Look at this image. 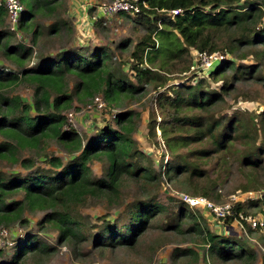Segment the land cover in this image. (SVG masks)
<instances>
[{"label":"trees","instance_id":"trees-1","mask_svg":"<svg viewBox=\"0 0 264 264\" xmlns=\"http://www.w3.org/2000/svg\"><path fill=\"white\" fill-rule=\"evenodd\" d=\"M59 1L20 0L24 10L17 33H30L36 42L40 35L36 17L52 16ZM137 4L140 12L133 17L137 22L145 21L148 32L139 39L132 53L134 63L131 68L138 83L164 87L171 80L170 76L190 70L195 51L226 56L206 74L214 82L223 81L219 91L210 89L205 77L197 79L194 74L193 85L167 87V91H172L171 95H159L157 108L162 118L157 122L153 113L147 130L154 137L157 131L160 132L170 158H166L164 170L158 172L154 171L148 156L135 147L133 135L135 123L140 118L138 112L118 113L114 118L116 129L100 128L87 140L67 122L65 113L73 107L74 98L83 101L100 94L107 104L118 106L122 100L138 93L133 83H123L115 77L105 50L96 49L88 55L61 51L57 58L27 66L25 63L32 60V49L11 43L13 35L17 34L4 29L7 12L0 5V54L19 68V72L0 69V137L3 138L0 161L18 163L20 150L37 149L50 139L57 141L71 157V163L64 166L59 158L44 156L53 169L51 174L37 172L33 176L17 178L0 176L1 226L13 222L28 224L23 213L41 211L45 214L38 224L41 228L57 231L61 243L82 244L89 240V233L72 212L87 197L106 198L109 203H115L126 182L151 186L154 190L172 184L182 191L179 193L224 205L232 201L230 196L223 199L220 188L217 189L218 181L236 173V192L260 191L262 197L234 202V215L221 222L228 224L238 220L253 232L247 220L263 214L264 113L247 115L233 110L231 115L223 116L221 110L226 104L225 96L234 89L236 82H253L257 78L259 67L236 65L234 60L247 59L246 55L238 56L237 53L250 49L256 59H264V0H138ZM172 10L181 13L171 17L169 12ZM60 25L70 32L65 22L56 21L49 26V34L59 33ZM154 59H159V68L154 67ZM144 64L149 68L143 67ZM70 77L75 80L72 88L68 84ZM20 84L31 90L32 104L7 93L8 89ZM94 161L104 166L101 178L92 177ZM21 165L27 170L34 167L30 160L21 161ZM18 193L23 195L21 200L7 201ZM176 198L180 203L176 214H170V210L151 193L137 199L132 203L125 223L106 220L98 227L97 233L91 235L94 247L132 250L151 231L163 236L187 233L197 236L196 245L204 246L216 264L257 262L256 253L249 246L235 235L211 233L202 226L201 217L190 212L192 208L180 201L178 193ZM53 250L28 234L15 247L6 264H20L27 256L48 258ZM176 253L199 256L192 249ZM2 254L0 249V257ZM261 264H264V257Z\"/></svg>","mask_w":264,"mask_h":264},{"label":"rangeland","instance_id":"rangeland-1","mask_svg":"<svg viewBox=\"0 0 264 264\" xmlns=\"http://www.w3.org/2000/svg\"><path fill=\"white\" fill-rule=\"evenodd\" d=\"M112 0H60L56 12L49 17H36V24L39 26L40 35L36 42H33L30 33L25 34L15 31L18 35H13L12 44H22L32 49V60L27 61L25 65L31 66L43 59L57 58V53L61 51H77L88 55L96 49H104L110 57V67L112 73L118 80L123 83H133L138 88L136 93L130 99H124L118 106L107 104L103 101L102 95H94V98H100L103 101V107L99 108L95 99H85L79 101L74 98L73 107L66 111V119L68 124L85 140L93 137L96 132L103 127L110 126L116 129L115 116L126 110H133L140 114L139 120L135 123L136 131L133 135L135 147L145 153L151 160L154 171H163L167 156L163 139L160 132H156V136L148 134L147 125L151 120L152 114H156V121L162 118L161 112L157 108V99L159 95L169 94L167 87H181L184 84L193 85L195 81L192 79L195 74L197 79L205 77L210 85V89L220 90L223 81L214 82L207 78L205 73L196 69L190 70L183 74L170 76L171 80L164 87H157L153 84H140L134 78L132 70V53L135 51V45L139 39L147 35L145 21L137 22L135 17L121 14L114 18L106 20V25L102 22L91 21V17L96 14L99 5L109 3ZM85 5V7H83ZM87 15L90 18V25L83 27L84 20L80 21V16ZM23 21V18L21 17ZM58 21L65 22L68 25H60V31L56 34H49V26ZM152 21V19H151ZM264 26V19H263ZM162 26V25H161ZM160 26V27H161ZM159 27V28H160ZM4 29L9 30L10 24L6 18ZM67 30V31H66ZM156 37V36H154ZM192 53V52H191ZM252 49L243 50L237 53L238 56L244 54L247 59L234 60L236 65L259 67L258 75L253 82H236L234 89L225 96L224 109L221 110L223 116H229L233 112H241L247 115H256V113H264V59H256V55L252 54ZM194 54V53H193ZM163 55H166L164 53ZM193 56V55H192ZM227 58L235 59L228 56ZM154 67L159 68V59H154ZM143 67L149 68L146 64ZM6 68L15 72H19L18 66L11 60L5 59L0 54V69ZM232 73H230L231 76ZM75 83L74 78L68 80L69 86L72 88ZM232 79L229 78V84ZM10 95L20 96L25 103L32 104V92L23 85H17L13 89L7 91ZM233 106V107H232ZM232 107L231 109H229ZM216 112H220L216 110ZM3 140L0 137V141ZM261 141V139L259 140ZM39 155L41 157L39 158ZM44 156H54L59 158L63 165L71 163V157L67 155L62 146L55 140L44 141L37 149L20 150L17 153L18 163L8 161H0V176L9 177H26L33 176L37 172H49L53 169L46 162ZM30 160L33 168L27 170L21 165V161ZM161 166V167H160ZM103 164L94 161L91 164L93 178H101L104 174ZM51 172V173H50ZM14 174V176L12 175ZM220 192L223 199H236V201H246L253 198L242 194L241 191L234 190L238 185V176L234 173L230 178H223L218 181ZM182 192L172 184L161 187L159 190L152 189L151 186L143 187L140 183L126 182L122 185L119 196L114 200L115 203H109L106 198H90L87 197L84 202L74 207L72 215L76 220L81 222L89 235L87 241L82 244L61 243L59 241L58 232L50 228H41L38 225L44 218V212L35 211L30 214L25 211L23 218L28 220V224L13 222L7 226L0 225V249L3 250V256L0 257V264H6L12 257L15 247L21 244L28 234L37 237L45 242L49 247L54 248L50 257L39 258L27 256L21 259L20 264H216L207 254L204 246L196 245V235L167 234L163 236L156 231L149 232L139 245L132 249H114L100 250L94 247V241L91 235L97 233L98 227L102 226L104 221H118L125 223L128 211L137 199L149 196L150 193L155 195L157 200L170 210V214H176L178 211L179 201L176 198L177 193ZM263 193L254 191L253 193ZM22 194L18 193L7 199V201L21 200ZM190 212L196 213L201 217V224L211 233L216 235H235L238 240L245 243L253 250L258 260L254 264H261V258L264 257V235L260 231H248L246 227H241L238 220H234L228 224L213 219L204 209H189ZM259 213V212H258ZM258 215V214H257ZM256 215V216H257ZM192 249L199 256L185 255L182 256L176 251H184Z\"/></svg>","mask_w":264,"mask_h":264},{"label":"built area","instance_id":"built-area-1","mask_svg":"<svg viewBox=\"0 0 264 264\" xmlns=\"http://www.w3.org/2000/svg\"><path fill=\"white\" fill-rule=\"evenodd\" d=\"M137 2L138 0H112L109 3L101 4L97 7L96 14L91 17V21L95 23L100 21L103 25H106V20L121 14L134 16L140 12V7ZM0 5H3L7 12L10 30L15 32L24 10L23 5L20 0H0ZM143 6L146 7L145 4H143ZM169 13L171 17H174L179 15L181 11L172 10ZM193 58L194 64L192 70L196 69L205 73L206 71L214 69L216 65L221 64V62L226 59V56L221 53L207 54L206 52L195 51ZM94 103H96L99 108L105 105L100 98H96ZM245 195L250 196L249 198L262 197V193L259 192H249ZM178 198L190 208H203L204 211L208 212L210 216L217 221H224L227 217H232L234 215L233 203L236 202V199H232V203L215 205L203 197H192L185 193H178ZM262 212L263 214L248 219L247 223L250 229L253 231H260V233L264 235V201L262 204Z\"/></svg>","mask_w":264,"mask_h":264},{"label":"crops","instance_id":"crops-1","mask_svg":"<svg viewBox=\"0 0 264 264\" xmlns=\"http://www.w3.org/2000/svg\"><path fill=\"white\" fill-rule=\"evenodd\" d=\"M83 7H85V5H83ZM81 20L80 21H82V20H84L85 22H83V23H86L85 25L88 27L90 24H89V20H90V18H88V16L87 15H85V16H80L79 17ZM83 27H84V25H82Z\"/></svg>","mask_w":264,"mask_h":264}]
</instances>
